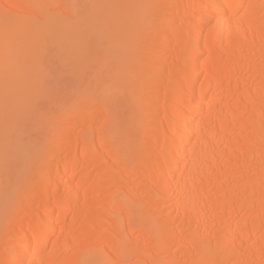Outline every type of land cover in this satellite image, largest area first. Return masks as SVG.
Segmentation results:
<instances>
[{
  "label": "bare ground",
  "instance_id": "bare-ground-1",
  "mask_svg": "<svg viewBox=\"0 0 264 264\" xmlns=\"http://www.w3.org/2000/svg\"><path fill=\"white\" fill-rule=\"evenodd\" d=\"M0 264H264V0H0Z\"/></svg>",
  "mask_w": 264,
  "mask_h": 264
},
{
  "label": "rangeland",
  "instance_id": "rangeland-1",
  "mask_svg": "<svg viewBox=\"0 0 264 264\" xmlns=\"http://www.w3.org/2000/svg\"><path fill=\"white\" fill-rule=\"evenodd\" d=\"M51 53H52V52H51ZM53 53H54V51H53ZM53 53H52V54H53ZM52 54H51V55H52ZM53 59H54L55 61L58 60V59L56 60V57H55V58L53 57ZM55 61H53V62H51V63L53 64V63H55ZM57 63H58V61H57ZM55 64H56V63H55ZM55 64H53V66H54V68H53V72H52L53 75L55 74L54 71H56L55 68L57 67ZM59 64H60V63H59ZM55 66H56V67H55ZM58 67H59V66H58ZM59 68L64 69V68L61 66V64H60V67H59ZM59 68H57V72H58V69H59ZM51 69H52V68H51ZM54 69H55V70H54ZM65 69H66V68H65ZM66 70H67V69H66ZM66 70H65V71H66ZM87 70H88V69H87ZM87 70H86V71H87ZM91 70H92V69H91ZM91 70H90V72H89L90 75L93 74V72H91ZM68 71H69V70H68ZM63 72H64V71H63ZM66 72H67V71H66ZM59 73H62L61 70L59 71ZM67 73H68V72H67ZM67 73H66V74H67ZM62 74L65 76V73H62ZM62 74H61V76H62ZM58 75H59V74H57V76H58ZM87 75H88V74H87ZM87 75H86V76H87ZM67 77H68V75H67ZM70 77H71V78H70ZM93 77H94V74H93V76L90 77V78H93ZM54 78H56V77H54ZM65 78H66V77H65ZM65 78H64V80H65ZM69 79H70V81H69ZM69 79L66 78V80L69 81V82H67V83H73L72 81H73L74 78H72L71 74H70V76H69ZM66 80H65V81H66ZM65 81H64V82H65ZM64 82H63V83H64ZM64 84H66V83H64ZM69 98H70V96H69ZM70 100H71V99H70ZM70 100H69V101H70ZM123 123H124V122H123ZM123 123H122V125H123Z\"/></svg>",
  "mask_w": 264,
  "mask_h": 264
}]
</instances>
